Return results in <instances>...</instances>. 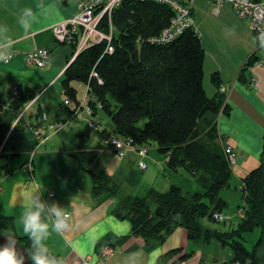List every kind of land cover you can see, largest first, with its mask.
Here are the masks:
<instances>
[{"label": "trees", "instance_id": "1", "mask_svg": "<svg viewBox=\"0 0 264 264\" xmlns=\"http://www.w3.org/2000/svg\"><path fill=\"white\" fill-rule=\"evenodd\" d=\"M193 14V13H192ZM176 12L171 6L155 1L122 0L111 15L114 29L108 51L107 41L96 42L76 53L71 43L72 57L61 85L64 101L59 104L61 122L77 120L76 107L81 103L75 82L86 86L89 105L110 119L114 130L99 131L102 139L114 134L131 140L136 145L155 143L160 155L166 159L169 170L184 169L196 179L202 191L185 193L172 185L167 192L149 188L143 196H128L116 201L112 215L126 221L132 234L146 241L165 242L175 229L183 228L190 241L209 244L213 241L233 251L232 264H261L260 250L264 247V150L259 167L242 180L245 205L244 216L236 228L220 231L205 228L204 219L217 222L229 207L221 197L230 187L233 166L225 154L216 120L220 112L228 115L230 107L225 94L207 95L204 88L205 50L199 32L194 26L185 29L169 42L157 39L168 29ZM103 31L109 34V16L100 21ZM253 65L250 60L242 70L239 80L248 83L247 71ZM213 83L220 88L217 74ZM15 92L17 93L15 95ZM37 90L18 86L11 94L0 97V147L8 132L21 126L20 118L25 106L37 97ZM69 100L71 106H66ZM73 156L82 171L93 178L92 196L117 200L120 186L106 171L100 168L96 150L83 145L72 146ZM154 206V207H152ZM8 234H13V218L3 217ZM261 230V236L253 249L245 246V236ZM25 250L30 251L28 237H18ZM174 249L162 255L157 264H186L193 253ZM52 255H55L51 253ZM56 257L61 258L59 255Z\"/></svg>", "mask_w": 264, "mask_h": 264}, {"label": "crops", "instance_id": "2", "mask_svg": "<svg viewBox=\"0 0 264 264\" xmlns=\"http://www.w3.org/2000/svg\"><path fill=\"white\" fill-rule=\"evenodd\" d=\"M78 4L77 0H0V28H6V32L0 33V45L5 43V39L12 41L10 49L0 48V51L14 54L8 63L0 60V97L11 94L20 85L38 92L35 104L23 117L21 126L14 129V123L0 147V218H13V234L27 237L19 223L24 209L18 194L21 189L30 188L35 181L44 188L43 200L59 204L71 216L66 232L53 233L46 241L50 253L61 256L63 261L73 257L98 260L107 247L113 248L115 254L105 264H157L168 251L182 249L175 260L190 250L192 241L183 228L175 229L162 244L146 241L134 236L130 224L116 219L112 211L119 199L143 196L149 188L164 193L175 185L185 193L201 192L194 177L184 169L177 172L169 170L164 157L160 160L152 155L153 147L150 145L144 158L130 153L125 159L109 163L106 159L110 156L100 146L101 143L91 146L88 142V135L92 134L89 128L81 126L76 132L71 128L75 120L68 123L69 129L60 133L48 129L44 139L35 133L43 114L47 115L49 123L61 122L65 118L58 114L59 104L64 101L57 99V92L64 96L62 85L60 90L52 91L51 83L59 77L62 80L73 52L69 45L55 39L52 28L74 18L79 13ZM192 13L194 27L200 34L206 54L205 91L213 97L222 87L226 88L225 101L230 112L228 115L224 110L220 112L216 127L224 148L230 146L236 153L233 175L242 180L259 167L264 150V48L249 31L248 23L238 19L229 5H225L216 16L212 2L196 0ZM219 38L227 45L221 47ZM37 49H46L52 54L43 70L28 67L24 60L27 53ZM250 60H253V65L247 71L248 83H242L240 74ZM213 74H217L220 88L213 83ZM47 96L49 102L43 105L42 101ZM95 134L100 138L99 133ZM74 141L101 153L100 168L120 186L117 200L103 203V199L92 196L93 178L82 171L70 155ZM154 149L157 150L156 147ZM144 159L149 162L146 170L139 166ZM30 165L32 176L28 171ZM181 171L188 174L187 178H182L184 183L169 177L168 172L184 176ZM50 192L56 194L55 199L48 198ZM14 196L18 198L14 200ZM195 243L198 251L192 250L194 255L186 264L214 263L207 259L202 249L206 243ZM194 260L198 263H193Z\"/></svg>", "mask_w": 264, "mask_h": 264}, {"label": "built area", "instance_id": "3", "mask_svg": "<svg viewBox=\"0 0 264 264\" xmlns=\"http://www.w3.org/2000/svg\"><path fill=\"white\" fill-rule=\"evenodd\" d=\"M79 13L72 19L57 24L53 27V32L56 40L65 45H70L75 42L77 46L76 53L79 54L85 47L92 45L96 42L107 41L108 51L112 52L113 47L111 40L113 37L114 29L111 22V15L115 8L122 2V0H77ZM155 1L171 6L176 12L175 18L171 26L166 29L161 36L157 39L159 42H169L179 36L185 29L194 26L192 7L196 0H146ZM215 6V15L220 14L221 9L225 5H229L237 17L248 23V27L252 34L255 36L258 43L264 48V0H209ZM107 14L109 16V34L103 31L100 25L102 17ZM76 54V55H77ZM14 58L13 53H7V58L3 59L5 63L10 62ZM26 63L28 66L35 65L39 68H45L50 59L51 52L46 49H37L25 55ZM222 94L226 93V88L220 89ZM17 93L15 92V95ZM89 98L84 96L81 103L76 107L77 119L87 122L90 130L99 132L104 130L101 125L95 123L96 109L89 105ZM34 104L24 110L21 117H24L26 111ZM69 100L65 101L66 106H71ZM97 110L102 109L100 103L96 104ZM43 123L35 129V133L41 139L46 137L48 129H54L56 133L64 129L66 123H49V118L43 114ZM104 149L110 153L115 154L120 159H125L128 154H138L142 158L146 157L149 153L147 145H136L131 140L123 139L117 135H110L104 139ZM225 154L231 165H235L237 161L236 153L230 146L225 147ZM139 166L142 170L147 169L145 162H140ZM28 171L32 176V166L28 167ZM50 200L56 198L54 192L48 195ZM69 214V218H70ZM215 220L218 222L223 221L220 215H215ZM66 230L62 233L64 234ZM115 250L111 247L105 248L102 256L98 260L90 257H73L64 264H105V262L114 256Z\"/></svg>", "mask_w": 264, "mask_h": 264}, {"label": "rangeland", "instance_id": "4", "mask_svg": "<svg viewBox=\"0 0 264 264\" xmlns=\"http://www.w3.org/2000/svg\"><path fill=\"white\" fill-rule=\"evenodd\" d=\"M213 30H215V29H213ZM52 33L54 35L53 30H52ZM54 37H55V35H54ZM219 41L221 42V47L227 45V42L226 41L222 42L220 38H219ZM224 49L226 50L227 48L224 47ZM215 51H217V50H215ZM76 56L77 55L75 54L71 58L70 62L73 61ZM51 58H52V54H51ZM24 60H25V63H26L25 57H24ZM26 65L28 66L27 63H26ZM28 67H30L32 69L34 68L35 70L36 69L43 70V69L46 68V67L45 68H39V67H36L35 65H31V66H28ZM35 70H33V71H35ZM64 72L62 74V78H63ZM59 79H60V77L58 78V80H55L53 83H51L52 91H55L56 89L60 90V88H61L60 80L61 79L60 80ZM74 87L78 90L79 98L83 99L84 96L86 95V86L84 84H82V83L75 82L74 83ZM57 99L63 101L64 96H62L60 94V92H57ZM33 102L35 104V99L30 101L25 106V108L22 110V112L24 110H26L30 106V104H32ZM45 102H49L48 96L42 101V104L45 105ZM101 110L102 109L99 108L98 109V114L95 115V123L101 125V127L103 129L106 128V129H108L109 131L112 132L114 130V128L112 126V123L110 122V119L107 118L105 116V114ZM27 111H26V113H27ZM49 114H50V116H52V118L54 117L53 113L48 112V115ZM42 119H43V116H42ZM75 121L76 122L73 123L72 126H71V128H73L75 132L81 126H85L86 128H88L86 121H83V120H80V119H77ZM42 123H43V120H42V122L39 125H41ZM55 123H62V122H55ZM67 125H68V123L66 124V126L64 128L66 130L69 129V127H67ZM64 129H62L60 131H63ZM51 131L53 133H56L54 129H51ZM90 131L92 132V134L88 135V142L90 143V145L91 146H95L96 144H100L101 143L100 146H103V148H104V139L101 141V136H100V138L96 137L97 136V134H95L96 132L94 130H90ZM58 133H60V132H58ZM85 133L86 132L84 131L83 134H85ZM73 144L76 145V146L78 145L80 148H83V145L80 142L74 141ZM150 146L153 147L152 155L156 156L160 160L163 159V156L159 155L157 150L154 149L155 147L157 148V145L155 143H152ZM96 151H97L98 157L101 158V153L98 150H96ZM106 154L108 156H110L109 157L110 159L109 158L106 159V160H108L109 163H111V162L115 163V161H119L120 160V158H118V156H116L113 153L106 152ZM144 162L149 165V162L147 160L144 159ZM168 174L170 175L169 176L170 178L175 179L176 181H182V178H187L188 177V174L185 171H181V174H183L184 176L174 175V174H171L170 172H168ZM167 181H168V179H167ZM183 181H182V183H184ZM240 185H241V180L238 178L237 175H233L232 180L230 182V187L225 189V190H223L222 193H221V197H223L224 199H226L229 202V207L220 214V216L222 217L223 221H221V222H218V221L217 222H211L208 219H205V220H203V225L205 227L213 228V229L220 230V231H228V230H232V229H234V228H236L238 226L239 221L244 216V213H243L244 211H243L242 207L245 205L244 196H243V192L240 189ZM152 207H154V206H152ZM231 224H233V225H231ZM3 226H4V224L2 222H0V234H6V232H7L6 229ZM260 236H261V230L260 229L256 230L255 232H253L251 234L246 235L245 236V238H246V241H245L246 248H248L249 250L253 249V247L259 241ZM202 249L206 252L205 255H206L207 259L209 261H211V262H214L212 264H232L231 263V257H232L233 251L230 248L223 247L220 243H218L216 241H213V242H211L209 244H205L204 246H202ZM192 250L198 251V247L196 246V243L193 242V241L191 242L189 253H192ZM192 255H194V254H192ZM259 256L261 258V264H264V247L260 250ZM193 263H198V262L196 260H194Z\"/></svg>", "mask_w": 264, "mask_h": 264}, {"label": "clouds", "instance_id": "5", "mask_svg": "<svg viewBox=\"0 0 264 264\" xmlns=\"http://www.w3.org/2000/svg\"><path fill=\"white\" fill-rule=\"evenodd\" d=\"M6 32V28H0V33ZM12 41L5 39L0 48L10 49ZM7 53L0 51V60L6 59ZM44 188L35 181L28 189H21V207L24 209L19 223L23 233L31 241V249L22 251L17 247L15 236L11 233L5 235L6 242L0 245V264H64V261L52 255L46 241L53 234H62L69 227V214L57 203H49L42 199ZM18 197L14 196V200Z\"/></svg>", "mask_w": 264, "mask_h": 264}, {"label": "water", "instance_id": "6", "mask_svg": "<svg viewBox=\"0 0 264 264\" xmlns=\"http://www.w3.org/2000/svg\"><path fill=\"white\" fill-rule=\"evenodd\" d=\"M7 234H0V245H3L6 242V236ZM17 241V247L21 249L22 251H25V255L27 256V250L24 249V247L20 244L18 238H16ZM26 264H31L30 260H26Z\"/></svg>", "mask_w": 264, "mask_h": 264}]
</instances>
